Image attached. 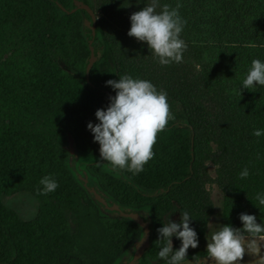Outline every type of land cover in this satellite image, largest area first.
Listing matches in <instances>:
<instances>
[{"label":"trees","instance_id":"trees-1","mask_svg":"<svg viewBox=\"0 0 264 264\" xmlns=\"http://www.w3.org/2000/svg\"><path fill=\"white\" fill-rule=\"evenodd\" d=\"M159 1L178 8L182 33L195 41L181 62L162 67L152 57L139 72L167 94L172 118L134 175L101 160L86 129L115 94L105 82L124 75L107 20L97 17L101 0H0V264H120L145 236L120 214L126 208L148 212L140 215L150 225L149 247L135 264H164L157 229L184 211L199 244L183 263L207 259L203 243L216 215L208 187L215 182L225 193L221 226L240 228L241 212L264 222L255 199L264 192V135H252L264 129V86L239 92L251 60H264V0ZM76 2L92 8L96 24ZM91 47L96 62L88 72ZM70 138L74 150L97 158L77 168L79 176L70 166ZM46 175L58 187L41 194ZM24 193L38 201L32 221L3 202ZM172 244L175 250L180 241Z\"/></svg>","mask_w":264,"mask_h":264},{"label":"clouds","instance_id":"clouds-1","mask_svg":"<svg viewBox=\"0 0 264 264\" xmlns=\"http://www.w3.org/2000/svg\"><path fill=\"white\" fill-rule=\"evenodd\" d=\"M157 3L158 0H151L130 15L127 35L138 42H146L151 55L161 66L179 63L187 48L180 38L185 21L178 8L167 3L160 5V11H156ZM105 85L110 86L115 94L108 97L106 107L95 111L96 122L89 121L86 129L92 134L93 142L99 145L101 160L113 169H127L134 175L138 174L155 155L152 149L157 133L164 131L172 118L167 94L163 90L158 91L151 81L130 75L107 80ZM261 86H264V60L252 59L240 83V95L242 89ZM252 135L260 137L264 135V129H254ZM248 175L247 167L239 172L242 178ZM39 183L43 186L41 194L53 192L58 187L57 181L50 175L42 177ZM255 199L260 206H264V192H258ZM191 219L187 211L180 212L179 222L168 217L167 223L157 229L158 240L163 241L157 256L164 264H183L188 260L187 250L197 248L199 239L190 226ZM238 219L242 225L240 228L222 225L205 236L207 255L215 264H240L246 253L245 233L264 240V222L258 223L253 214L246 212H241ZM173 237L180 241L175 250Z\"/></svg>","mask_w":264,"mask_h":264},{"label":"rangeland","instance_id":"rangeland-1","mask_svg":"<svg viewBox=\"0 0 264 264\" xmlns=\"http://www.w3.org/2000/svg\"><path fill=\"white\" fill-rule=\"evenodd\" d=\"M150 2L151 0H101V3L99 4L100 7L96 11L98 18L104 17L107 20L108 35L116 51L124 75H130L133 78L143 79L139 72H141V69L147 65V60H150L153 56L151 55V49L148 48L146 42H138L135 38L127 35L130 28L129 17L132 13L139 11L145 4ZM159 2L160 1L158 0L156 11H160ZM180 38L183 39L187 45L183 54L192 52L190 50V45H192V42H194L195 39L182 32L180 33ZM158 65L160 64L158 63ZM188 65L193 66V63L188 61ZM166 92L168 94L172 93L171 90H167ZM173 93L174 95H179V92L177 93V91ZM191 103L192 104L189 105L190 107L195 104V101L193 100ZM96 160L97 158L95 156L74 150L70 158V166L73 173L76 176H79L77 168L80 169L85 163H92ZM209 172L213 179H217V167L210 165ZM89 186L90 189L95 190L92 188L95 186V183L89 184ZM208 188L211 192L216 209V215L209 223V230L211 233L222 224L220 212L222 210V202L225 193L223 192V188L216 182ZM3 202L25 221H32L38 214V201L29 193L5 197L3 198ZM124 211L126 213H139L148 217V212L145 210L132 211L131 209L126 208ZM179 219V212H176L171 216V220L173 221L179 222ZM252 241H255V243H251ZM138 244L139 243L135 244L134 248L127 256H125L120 264H128L132 261V257L135 255V248ZM244 244L246 246V253L242 257L240 264H264V240H261L259 237L245 236ZM203 245H206V240ZM183 264H215V261L208 258L197 262H186Z\"/></svg>","mask_w":264,"mask_h":264},{"label":"water","instance_id":"water-1","mask_svg":"<svg viewBox=\"0 0 264 264\" xmlns=\"http://www.w3.org/2000/svg\"><path fill=\"white\" fill-rule=\"evenodd\" d=\"M76 6H80L82 9L86 10L89 15L91 16L92 20L94 21V23L96 24V21H97V18H96V15L94 13V11L92 10V8L87 5V4H83L81 2H76ZM86 25L87 27L90 26V22L87 20L86 21ZM93 31L95 33L96 31V26L94 25L93 27ZM91 59H90V63H89V66H88V72L91 70V68L93 67V65L95 64L96 62V56H95V51L94 49L91 47ZM70 149H71V153L74 152V141L72 138H70ZM94 192V191H92ZM97 200L100 202V203H103L105 204L107 207L109 206V204L100 196V195H97L96 196ZM111 209L113 211H118L119 210V207L118 206H113L111 207ZM120 214L122 216H127V217H130L132 219H134L144 230H145V236L144 238L140 241V243L136 246V252H135V255H134V259H133V264L135 262H137L142 256L143 254L145 253V251L148 249L149 247V240H150V225L148 222H146L139 213H126V212H120ZM132 264V263H130Z\"/></svg>","mask_w":264,"mask_h":264},{"label":"flooded vegetation","instance_id":"flooded-vegetation-1","mask_svg":"<svg viewBox=\"0 0 264 264\" xmlns=\"http://www.w3.org/2000/svg\"><path fill=\"white\" fill-rule=\"evenodd\" d=\"M135 252H136V248H135ZM133 259H134V256L132 257V261H133ZM132 261L129 262L128 264L132 263ZM135 263H136V262H135ZM135 263H134V264H135Z\"/></svg>","mask_w":264,"mask_h":264},{"label":"crops","instance_id":"crops-1","mask_svg":"<svg viewBox=\"0 0 264 264\" xmlns=\"http://www.w3.org/2000/svg\"><path fill=\"white\" fill-rule=\"evenodd\" d=\"M208 259V258H207ZM203 260H205V259H203Z\"/></svg>","mask_w":264,"mask_h":264}]
</instances>
